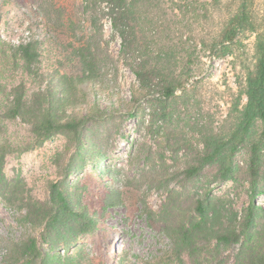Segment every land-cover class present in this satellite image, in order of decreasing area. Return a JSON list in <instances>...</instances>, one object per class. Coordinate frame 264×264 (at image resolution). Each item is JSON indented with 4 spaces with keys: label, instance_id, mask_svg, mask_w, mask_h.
I'll return each mask as SVG.
<instances>
[{
    "label": "rangeland",
    "instance_id": "obj_1",
    "mask_svg": "<svg viewBox=\"0 0 264 264\" xmlns=\"http://www.w3.org/2000/svg\"><path fill=\"white\" fill-rule=\"evenodd\" d=\"M0 4L4 37L15 42L41 40L44 74L30 75L0 60V83L5 87L1 99H13L20 84L25 98H31L46 87V76L57 70L75 71L76 64L65 60L63 65L62 60L74 47L83 46L94 56L100 77L86 86L87 96L76 110L82 115L97 107L108 110L86 128L81 148L68 132L39 140L21 118L0 115L1 131L18 146L7 154L4 165L12 185L0 195V260L3 241L28 234L50 250L44 229L34 228L24 216L33 201L47 202L51 182L60 180L71 198L98 219L92 231L55 245L64 256L79 254L95 264H243L253 252L264 250V238L257 233L264 226V140L262 192L256 198L261 211L250 230L244 228L251 193L249 143L259 138V122L235 149L232 178L221 179L220 159L193 176L184 172L200 161L210 139H229L237 127L247 101L241 83L254 63L255 34L240 36L225 56L200 52L190 64L188 80L164 99L157 84L160 77L151 76L145 86L140 83L132 66L144 56L122 50L107 3L92 8L85 0H0ZM258 4L264 11V0ZM218 20L204 26L195 22L193 34L181 29L174 41L187 45L208 39ZM70 163L77 172L68 176ZM110 188L119 197L106 205ZM206 196L209 230L180 249L179 227L198 218L196 201ZM229 228L241 232L239 243L224 244L212 235Z\"/></svg>",
    "mask_w": 264,
    "mask_h": 264
},
{
    "label": "trees",
    "instance_id": "obj_2",
    "mask_svg": "<svg viewBox=\"0 0 264 264\" xmlns=\"http://www.w3.org/2000/svg\"><path fill=\"white\" fill-rule=\"evenodd\" d=\"M259 1L85 0L87 8L97 6L98 3H107L112 26L122 40V50L144 56L138 66H132L140 83L145 86L152 81L151 76L160 77L157 84L161 87L160 95L164 99L172 97L176 89L188 80L192 71L190 64L200 52L209 51L216 56H225L232 52L233 45L240 36L245 33L255 34L254 63L247 68L241 83L247 101L240 111L237 127L229 139H210L200 161L184 171L186 176H193L206 165L220 159L221 179L232 178L235 149L259 122V138L249 143L248 173L251 193L244 223L246 230H250L254 225L255 218L261 211L256 203L257 196L262 192L259 186L260 152L261 141L264 140V11L261 10ZM1 7L0 4V18ZM37 17L41 18L39 15ZM216 17L219 19L218 23L208 39L202 38L200 42L187 45L174 41V35L181 29L193 34L197 29L193 28V23L204 26ZM203 26L199 31L201 33L206 31ZM41 56L40 39L29 38L15 42L8 40L0 31V60L3 62L21 68L30 75L38 74ZM65 60L77 65L75 71L57 70L56 75L46 76V87H40L31 98H25L23 84H20L13 99L0 98V115L6 119L21 118L31 126L32 132L39 140H45L58 132H68L76 140L77 147L81 148L85 142L86 128L95 119L108 114V110L97 107L86 115L77 112L79 103L87 96L86 86L99 81L97 62L83 46L74 47L72 52L66 54L62 60L63 65ZM178 67H181V70L179 74H175L174 71ZM4 92L5 87L0 83V95ZM17 147L0 129V195H5L12 185L4 174V165L7 154ZM76 172L70 163L68 176ZM63 183L62 180L51 182L49 200L44 203L33 201L24 216L34 228L44 229L43 238L52 245L50 250L40 247L37 237L32 234L6 240L1 244L3 252L0 264H95L79 254L64 256L55 251L56 244L90 232L98 225L97 217L87 206L77 204L63 188ZM118 197L116 189L110 188L105 199L106 205L112 204ZM206 198L207 196L196 201L198 218L180 225V249L189 245L196 236L209 230ZM257 233L264 238V226ZM212 235L224 244L241 241V232L236 228L217 230ZM249 256L243 264H264V250L260 249Z\"/></svg>",
    "mask_w": 264,
    "mask_h": 264
}]
</instances>
